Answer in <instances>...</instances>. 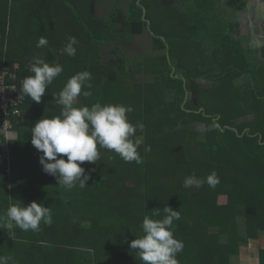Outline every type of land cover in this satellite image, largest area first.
<instances>
[{
  "label": "trees",
  "instance_id": "1",
  "mask_svg": "<svg viewBox=\"0 0 264 264\" xmlns=\"http://www.w3.org/2000/svg\"><path fill=\"white\" fill-rule=\"evenodd\" d=\"M89 1L80 6L73 0H0V79L6 74L21 96L20 115L9 117L12 129L24 126L26 114L32 120L59 115L53 96L71 76L89 71L92 95L81 94L74 106L127 105L137 99L143 122L150 124L142 147L146 156L136 164L101 149L95 164L82 165L90 175L84 188L79 182L61 187L43 172L42 153L31 142L21 153L13 142L5 149L0 100V216L18 201L24 206L36 201L51 209L53 221L41 222L37 232L16 227L9 233L0 226V255L15 264H127L116 257L127 249L134 264H143L130 241L142 237L145 216L163 219L167 205L181 216L173 225L174 237L184 243L179 264H241L244 255L248 262L241 245L258 231L264 234V45L257 46L233 23L248 11L249 0ZM96 4L105 6V18L94 15ZM42 36L48 44L38 48ZM68 37L96 52L62 54ZM129 43L135 57L125 49ZM36 56L63 67L40 103L21 90ZM203 80L212 83L213 94L195 107L189 96L201 90ZM241 100L244 110L236 108ZM246 108L252 116L239 122ZM163 138L184 154H202L205 164L198 167H206L207 175L215 171L219 184L182 187L190 167L173 161L172 154L167 159L148 154L160 142L153 140ZM220 195L228 196L226 204L219 203ZM259 253L264 264V249Z\"/></svg>",
  "mask_w": 264,
  "mask_h": 264
},
{
  "label": "clouds",
  "instance_id": "2",
  "mask_svg": "<svg viewBox=\"0 0 264 264\" xmlns=\"http://www.w3.org/2000/svg\"><path fill=\"white\" fill-rule=\"evenodd\" d=\"M47 44V38L42 36L36 46L41 48ZM77 44L75 37H69L68 43L60 51L62 54L75 56ZM29 71L32 75L23 80L22 94L40 103L46 89L60 75L63 67L60 64L50 65L36 56L29 64ZM91 78L89 71L71 76L59 93L53 96L56 103L61 106L59 115L41 118L30 129L31 143L42 153L39 163L43 172L55 177L57 185L67 189L76 187V182H79L80 188L86 186L90 175L82 165L85 162L88 164L97 162L100 158L98 146L100 149L114 151L125 162L142 163L138 149L143 144V137L137 135V132H142L144 125L129 121L127 114L133 111L131 106L100 102L92 104L91 107L74 106L81 94L84 97L92 95ZM82 89L87 90L82 92ZM12 131L14 130L11 124L9 132ZM145 151H150V146L145 147ZM219 182V177L213 171L205 178L186 176L182 181V187L200 188L206 183L209 187L215 188ZM163 213V219L158 220L145 216L141 225L142 237L130 241V248L137 250L143 264H179L177 255L183 251L184 243L174 237L173 225L174 221L181 218L180 212L166 205ZM41 222L51 225L52 213L49 207L36 201L27 206L18 201L9 205L0 216V226L9 233L16 227L24 232H37L40 230ZM0 264L15 262L11 256L0 255Z\"/></svg>",
  "mask_w": 264,
  "mask_h": 264
},
{
  "label": "rangeland",
  "instance_id": "3",
  "mask_svg": "<svg viewBox=\"0 0 264 264\" xmlns=\"http://www.w3.org/2000/svg\"><path fill=\"white\" fill-rule=\"evenodd\" d=\"M73 1L79 2L80 6L83 5V3L86 4L87 6L89 4H92L89 0H73ZM92 2L95 3V0H92ZM248 5H249L250 12H248L247 14H245V15L240 17V22L244 21V24H242V23L238 24L240 27L237 25L236 26V30L239 31V28H240V31L242 32V34L249 35L251 38H254L253 42L257 46L261 47V46L264 45V42L260 41V40L264 39V29L261 30V31H258V30L253 31L252 27L254 25H256L255 23L260 24L261 21L264 20V12L261 11V9H262V7L260 6L261 4L258 3V1H256V0H249L248 1ZM104 7L96 4L94 6V15H98L101 18H105L106 15H107V10ZM249 18L252 19L251 22H253V24H251L250 26H247V25H245V23L247 22V20ZM258 21H259V23H258ZM259 26L264 27L262 25H259ZM232 35H233V37L235 39H237L238 36H239L237 33H232ZM258 38H261V39L259 40ZM77 41H78V44L75 45L76 49L82 50V51H85V52H94V53L96 52V51H91L90 48L86 47V45L83 44V43H80V45H79L80 41L78 39H77ZM132 46H134V45L129 43L126 46L125 49L129 52L131 57H135L136 55H134V53H132L133 52V50H132L133 47ZM263 60L259 59L258 63L260 65H262L263 63H261V62ZM179 71H180V69H178L176 67L175 68V72H179ZM103 72L104 71H101V73H103ZM6 76H7L6 74H2V80H4L5 83H6ZM138 82L139 81H137L135 85H138L139 84ZM198 87H201L200 88L201 90L198 93L191 94L189 96V98L193 101V105L195 107L200 106L202 103H207L208 100L210 99V96H212V94H213L212 93V89H213L212 88V83L209 82V81H206V80L200 81ZM130 88L133 89L134 88L133 85H130ZM240 89H243V88H240ZM240 95L242 96V94H240ZM9 97L11 98V96H9ZM245 105L246 104L244 103V101H242V102H239V104L236 106V108L238 109L241 106L242 110H244ZM249 105H251V103ZM125 106H131L133 108V111L131 113L127 114L129 121L131 123H133V124H136L137 122H140V123H142L144 125L143 131L142 132H140V131L137 132V135H140V136L143 137V144L138 149V151L140 153V156L142 157V160H143V158L146 156V154L143 153L142 147H144L145 143H146V134L149 135V131L148 130H150V124H148V123L145 124V122H143L144 120L142 118V114L145 112L144 111V107H143L142 103H138L137 99H135V102H130V103H128ZM248 108H251V107H248ZM248 108L245 109V112H244L245 116H242V117L240 116L238 118L239 122H245L247 119H249L252 116V112ZM194 111H196V110H194ZM25 119L26 120H24V126L21 129L19 128L16 131L4 133L6 142L9 143V146L5 147L6 150H9V147H11L10 144L12 142L16 143L17 147H15V148H17L19 150H20V147L22 145L25 146V145H27V144H29L31 142V131H30V129L34 126V124L36 123V120L38 121V119L35 118V120H32L30 117H28L27 114L25 115ZM33 119H34V117H33ZM201 128H204V125H199L198 124L197 125V129H201ZM164 139L165 138H163L162 140H153V141H160V142H155L156 143L155 144L156 145L155 149L153 148V151H150L148 154L149 155L150 154H154L153 156H155V157H163L165 159H167V157L170 156L169 154H172V158H173L172 160L173 161L179 162V159H181V165L184 168L187 169V167H190L189 169H187L190 172V174H188L186 176L195 175L198 178H205L207 176L208 172L206 171V167H204V168H199L198 167V166H201V165L205 164L204 163V159L202 157V154H200L197 151L193 152L192 154H190V153L184 154V153L181 152V151H183L181 146H176V145L175 146H173V145L172 146H168L164 142ZM161 142L163 143V145H160V144H162ZM31 144L29 146H31ZM25 148H26V146H25ZM157 148H158V150H156ZM11 150H13V149L11 148ZM99 152L102 153L103 151L100 149ZM20 153H21V150H20ZM179 154H181V155H179ZM182 155H184V156H182ZM181 156H182V158H180ZM113 165L115 166L114 163H113ZM186 169H183V171L185 172ZM219 172L222 173V171H219ZM135 175H136L135 179H138L139 176L137 175V173ZM130 183H131V180L128 181V184H127L126 188L131 186ZM191 188H195V187H191ZM196 191H198V190H196ZM227 201H228V196L227 195H223V196L220 195V197H219V203L220 204H226ZM242 201H245V198H243ZM116 254H117L116 257L120 256V258L128 259L127 264H134V260L128 258V256H127V249L126 250L123 249V250H121L120 252H118ZM257 255H258V252H257ZM245 256L246 255H244L242 258H240V263L241 264H246V259H245L246 257ZM255 258L256 259L254 261H252V263H250V264H257L256 261L258 259V256H256ZM105 264H115V261H113V262L108 261V263H105Z\"/></svg>",
  "mask_w": 264,
  "mask_h": 264
},
{
  "label": "crops",
  "instance_id": "4",
  "mask_svg": "<svg viewBox=\"0 0 264 264\" xmlns=\"http://www.w3.org/2000/svg\"><path fill=\"white\" fill-rule=\"evenodd\" d=\"M256 1H258V3H260L261 5V7H262V9H261V11H263L264 12V0H256ZM254 9V8H253ZM256 10V9H255ZM248 12H250V9H249V5H248V11L247 12H243V13H241V14H239L238 15V17H237V19H236V21L233 23L234 25H238V24H240V23H242V24H244V21H241L240 22V17L241 16H243V15H245V14H247ZM252 21V19L251 18H249L248 20H247V22L245 23V25H247V26H250L251 24H253V22H251ZM261 21V20H260ZM258 23H259V21H258ZM256 25H254L253 27H252V29H253V31H256V30H258V31H261V30H263L264 29V27H261V26H259V25H262V26H264V20L263 21H261V23L260 24H257V23H255ZM239 26V25H238ZM240 27V26H239ZM242 35H245V34H242ZM246 36H248V35H246ZM250 37V36H249ZM259 40L261 39V38H258ZM261 42H264V39H262V40H260ZM246 232V231H245ZM249 239H250V241H249V243H246V245L245 244H242L241 245V247H240V251H241V255H243V254H245V252L244 251H247V260H249L248 262H246V264H250V263H252V261H254L256 258V256H258L257 255V252H258V254H259V257H258V259H257V264H259V259H260V253H259V250L260 249H264V234H262L261 233V231H258L257 233H255V234H252V236L250 237L249 236ZM252 253V254H251ZM251 260V261H250Z\"/></svg>",
  "mask_w": 264,
  "mask_h": 264
},
{
  "label": "built area",
  "instance_id": "5",
  "mask_svg": "<svg viewBox=\"0 0 264 264\" xmlns=\"http://www.w3.org/2000/svg\"><path fill=\"white\" fill-rule=\"evenodd\" d=\"M17 68L18 67L16 66L15 69ZM17 92H18V88L16 85H10L7 82L5 83V81L2 80V78L0 79V100H1L2 109L4 110V115L6 117L3 129L6 131V133L9 132L11 126V122L9 120V117H11V113H13V115H18V116L21 113L20 109L16 107V105L20 103V98H21L20 95H17ZM9 96H11V98Z\"/></svg>",
  "mask_w": 264,
  "mask_h": 264
}]
</instances>
